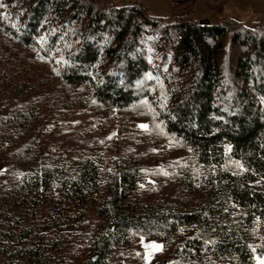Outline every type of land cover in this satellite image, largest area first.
Instances as JSON below:
<instances>
[{"label":"trees","instance_id":"obj_1","mask_svg":"<svg viewBox=\"0 0 264 264\" xmlns=\"http://www.w3.org/2000/svg\"><path fill=\"white\" fill-rule=\"evenodd\" d=\"M154 21L144 0H0V64L31 51L70 95L86 90L99 105L145 116L192 159L178 179L186 198L146 203L138 158L104 173L94 158L64 167L39 156L27 138L40 120L38 100L7 97L21 84L0 78V155L11 159L7 179L0 176V264H108L116 248L141 238L161 241L177 264L264 256V20H180L177 54L164 66L138 47ZM92 209L105 224L90 245L97 258L51 261L47 231ZM188 224L196 234L178 243Z\"/></svg>","mask_w":264,"mask_h":264},{"label":"rangeland","instance_id":"obj_2","mask_svg":"<svg viewBox=\"0 0 264 264\" xmlns=\"http://www.w3.org/2000/svg\"><path fill=\"white\" fill-rule=\"evenodd\" d=\"M112 6H126L137 0H107ZM147 11L154 16L142 28L138 47L147 59L157 66L177 54L175 40L180 36L177 22L226 21L233 17L247 26L264 20V0H144ZM1 82L18 83L7 97L21 100H38L40 120L27 138L36 141L39 156L49 160H61L65 166L84 157L100 161L102 171L110 172L114 162L124 157L138 158L142 174L138 194L146 203L172 201L183 198L178 179L184 165L191 164L186 148H174V142L143 115L133 116L116 108L99 105L86 90H69L58 79L49 65L38 62L31 51L16 50L13 57H5L0 64ZM6 100L4 97L2 98ZM147 125L141 128L139 125ZM32 136V137H31ZM34 138V139H31ZM33 142V141H32ZM173 147V148H172ZM230 146L226 147V153ZM11 159L0 155V176L7 179ZM177 198V199H176ZM190 206L196 201L187 197ZM63 227L49 230L48 239L56 252L52 258H68L85 261L95 257L91 250L94 237L104 229L95 210L82 219H68ZM197 227L188 224L178 243L196 234ZM51 238V237H49ZM61 239V240H60ZM55 240V246L53 241ZM159 245V248L153 247ZM108 264H177L172 251L157 239L141 238L131 246L118 247Z\"/></svg>","mask_w":264,"mask_h":264},{"label":"snow or ice","instance_id":"obj_3","mask_svg":"<svg viewBox=\"0 0 264 264\" xmlns=\"http://www.w3.org/2000/svg\"><path fill=\"white\" fill-rule=\"evenodd\" d=\"M139 127L147 128L148 126L144 125V124H141V125H139ZM153 247L159 248L160 246L156 245V244H153ZM253 251H255V250H253ZM255 259H256V264H264V256H256Z\"/></svg>","mask_w":264,"mask_h":264}]
</instances>
